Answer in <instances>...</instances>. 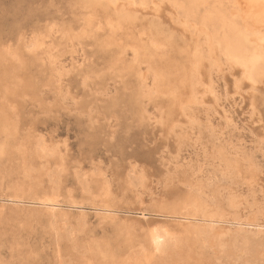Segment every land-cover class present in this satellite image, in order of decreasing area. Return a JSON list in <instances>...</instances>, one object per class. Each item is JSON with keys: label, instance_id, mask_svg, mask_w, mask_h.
Returning a JSON list of instances; mask_svg holds the SVG:
<instances>
[{"label": "rangeland", "instance_id": "374dc122", "mask_svg": "<svg viewBox=\"0 0 264 264\" xmlns=\"http://www.w3.org/2000/svg\"><path fill=\"white\" fill-rule=\"evenodd\" d=\"M160 5L127 4L149 23L104 47L111 37L103 19L87 23L90 15H75L71 0H0V122L8 123L0 130H10L0 131V149L9 145L0 151V264H98L93 255L105 248L124 258L155 226L199 228L200 237L157 264H264V66L263 78L245 80L211 49L215 42L209 49L203 32ZM199 50L201 102L168 121L170 96L157 73L168 65L165 80L190 89V58ZM38 145L55 152L42 155ZM187 194L208 209L171 214Z\"/></svg>", "mask_w": 264, "mask_h": 264}, {"label": "bare ground", "instance_id": "6f19581e", "mask_svg": "<svg viewBox=\"0 0 264 264\" xmlns=\"http://www.w3.org/2000/svg\"><path fill=\"white\" fill-rule=\"evenodd\" d=\"M122 1V3L120 2ZM162 2H167L171 8L174 9V11H176V17L179 19V17L183 18V23H186L188 25H190L192 27V29H195L196 32L197 31H201L203 32V35L201 34L200 36H203V38L205 39L207 45L211 42H215L216 45L214 44H209L211 47V49L217 47L219 53L224 57V59L226 61H231L234 64L238 65V67L240 68V73L242 72L243 78L247 81H252L254 83V80L259 79V77H257V79H255V75L263 68L264 66V61H262L260 58V56L256 53L258 51L261 50V46H264V0H107L104 4L99 5L96 4L95 2H93V0H71L72 6L73 8H75L74 10V14L75 15H81V14H88L90 15L89 17H87V23L91 24V18H95L96 21L97 19L100 18L103 19L104 22V26L107 29V31L109 32V35L111 37V39L109 40H104L103 44L104 47L108 46V44L111 43L112 40H114L116 38V36H120V38L125 39L126 41L128 39H126V36H130V39L134 37V35L138 32V30L141 29L142 27V22L144 20V22L146 21V23L148 22L144 17H140V12L139 14H137L136 12H138V8H141V10L143 9H151V8H158L160 5V3ZM127 4H133V6L137 7V10L128 8ZM127 6V7H125ZM132 6V7H133ZM163 6V5H162ZM168 6V5H166ZM130 7V6H129ZM166 8V7H165ZM169 10V9H168ZM171 10V9H170ZM148 12V11H147ZM156 12V11H155ZM143 14V12H142ZM100 15V16H99ZM147 15V14H146ZM153 15V14H152ZM97 16V17H96ZM99 16V17H98ZM175 17V18H176ZM174 18V16H173ZM152 20V19H151ZM177 20V19H176ZM182 20V19H181ZM102 21V20H101ZM156 21V20H155ZM179 24L181 21H178ZM149 23V22H148ZM154 23V22H153ZM83 25V24H82ZM158 25V24H157ZM181 25V24H180ZM140 26V28L136 31V27ZM162 26V25H161ZM188 27V26H187ZM92 28V27H91ZM189 28V27H188ZM155 29V27H154ZM159 29V28H158ZM105 30V29H104ZM143 31V30H142ZM178 31V30H177ZM182 31H188L186 27H184V29ZM162 32V31H161ZM152 33V32H151ZM154 33V32H153ZM156 33V32H155ZM175 34V32H173ZM144 34V33H143ZM179 34V33H178ZM181 34V33H180ZM196 34V33H195ZM147 35V34H146ZM186 35V34H185ZM149 36V35H148ZM150 36H152L150 34ZM162 36V35H161ZM160 36V37H161ZM180 36V35H179ZM188 36V34H187ZM38 37V36H37ZM155 37V36H154ZM193 37V36H191ZM143 38V37H142ZM159 38V36H158ZM164 38V37H163ZM107 39V38H106ZM165 39V38H164ZM177 39V38H176ZM184 39V38H183ZM187 38H185L186 40ZM191 39V38H190ZM200 39L202 40V38L200 37ZM44 40V39H43ZM118 40V39H117ZM134 40V39H133ZM189 40V39H188ZM140 39L138 37H136L135 42H139ZM164 41V40H163ZM181 41V40H180ZM148 42V41H147ZM192 42V41H191ZM250 42L256 43V45L260 46V49L251 51L250 48H254V47L249 44ZM30 43V42H29ZM132 43V42H131ZM153 43V42H152ZM174 43V41H173ZM36 44V43H35ZM128 44V43H127ZM130 44V43H129ZM182 44V43H181ZM180 44V45H181ZM43 45V44H42ZM143 45V44H142ZM188 45V44H187ZM201 45V44H200ZM208 45V46H209ZM27 46V45H26ZM150 46V45H149ZM154 46V45H152ZM163 46V45H162ZM168 46V45H166ZM207 46V47H208ZM209 46V49H210ZM35 47V46H33ZM103 46H101L102 48ZM109 47V46H108ZM172 47V46H171ZM183 47L185 48V46L183 45ZM206 47V48H207ZM31 48V46H30ZM139 48V47H138ZM190 48V47H189ZM201 48V47H200ZM204 48V46H203ZM263 48V47H262ZM8 49V48H7ZM6 49V50H7ZM133 49V48H132ZM137 49V48H136ZM156 49V45L154 50ZM162 49V47H161ZM172 49V48H171ZM178 49V48H177ZM195 49V47H194ZM138 50V49H137ZM140 50V49H139ZM142 50V49H141ZM152 50V49H151ZM166 50V49H165ZM201 50V49H200ZM200 50L199 51H195L192 53V56L190 58L192 65L190 68V74L188 73V79L190 78L191 82L188 83V85L190 84V89L185 88L186 90H179L176 87L174 88V86H171L170 81L165 80L167 77V71H168V65L164 66V70H162V72L160 74L159 71L157 73V75H160V79H162V81H165L163 90L167 93H169L170 96V110H169V119L168 121H173L174 119V115H175V110H180L181 113L188 115L191 114L192 112V108H195L194 104H200V98L199 94H197L195 91V87L197 83L201 82L200 79V74H201V70L204 68V60L201 59V55H200ZM205 50V49H204ZM264 50V49H263ZM261 50V52L263 51ZM2 51V50H1ZM126 51V50H125ZM133 51V50H132ZM131 51V52H132ZM148 51V50H147ZM156 51V50H155ZM206 51V50H205ZM209 51V50H208ZM217 51V50H215ZM214 51V52H215ZM49 52V51H48ZM142 52V51H141ZM171 52V51H170ZM186 52V51H185ZM211 51H209L210 53ZM213 52V51H212ZM213 52V53H214ZM8 53V52H7ZM145 53V52H144ZM155 53H160V51L155 52ZM153 52V54H155ZM163 53V52H162ZM205 53V52H204ZM207 53V55L209 54ZM212 53V54H213ZM216 53V52H215ZM146 54H148L146 52ZM262 54V53H261ZM260 54V55H261ZM136 55V54H135ZM139 55V54H138ZM156 55V54H155ZM158 55V54H157ZM211 55V54H210ZM209 55V56H210ZM1 56V55H0ZM50 56V55H49ZM154 56V55H153ZM152 56V58H153ZM189 56V55H188ZM204 58V55H202ZM213 56V55H212ZM216 56V55H215ZM213 56V57H215ZM52 57V56H51ZM138 57V56H137ZM143 57V56H142ZM170 57V54H169ZM207 57V56H206ZM212 57V59H213ZM221 57V56H220ZM219 57V58H220ZM260 57V58H259ZM156 56L154 57V60L156 61L157 59H155ZM172 58V57H171ZM216 58V57H215ZM214 58V59H215ZM218 58V57H217ZM182 59V58H181ZM189 59V58H188ZM206 59V58H205ZM148 60V59H147ZM159 60V59H158ZM173 60V59H172ZM203 60V61H202ZM207 60V59H206ZM205 60V61H206ZM211 60V57H210ZM165 61V60H164ZM163 61V62H164ZM168 61V60H167ZM214 61V60H213ZM216 61V60H215ZM120 62V61H119ZM131 62V61H130ZM157 62V61H156ZM209 62V61H208ZM220 62V61H219ZM263 62V63H262ZM154 63V62H153ZM223 63V62H222ZM112 64V63H111ZM139 64V63H137ZM141 64V63H140ZM145 64V63H144ZM155 64V63H154ZM152 64V65H154ZM164 64V63H163ZM176 64V63H175ZM191 64V63H190ZM218 64V62H217ZM220 64V63H219ZM229 64V63H228ZM227 64V65H228ZM232 64V63H231ZM214 65H216V63H214ZM223 64H220V66ZM226 65V66H227ZM137 66V65H136ZM158 66V65H157ZM218 66V65H217ZM218 66V68L220 67ZM232 66V65H230ZM229 66V67H230ZM153 67V66H152ZM228 67V68H229ZM133 68V67H132ZM146 68V67H145ZM216 68V66H215ZM233 68V67H232ZM127 69V68H126ZM129 69V68H128ZM231 69V68H230ZM236 69V68H234ZM131 70V68H130ZM129 70V71H130ZM136 70V69H135ZM145 70V69H144ZM173 70V69H172ZM239 70V69H238ZM264 70V68H263ZM111 71V70H109ZM128 71V72H129ZM10 72V71H9ZM177 72V71H176ZM145 73V72H144ZM173 73V72H172ZM178 73V72H177ZM264 73V72H263ZM263 73L261 74L259 72V74L261 75V77L263 78ZM10 74V73H9ZM146 74V73H145ZM144 74V75H145ZM152 74V73H151ZM176 74V73H174ZM185 74V73H184ZM186 75V74H185ZM209 75V74H208ZM258 75V74H257ZM256 75V76H257ZM7 76V74H6ZM5 76V77H6ZM12 76V75H11ZM142 76V75H141ZM153 76V75H152ZM155 77V75L153 76ZM158 77V76H157ZM157 77L155 78L157 80ZM212 77V76H211ZM241 77V74L240 76ZM12 78V77H11ZM145 77H142L141 79H144ZM147 78V77H146ZM186 78V77H185ZM5 79V78H3ZM237 79V78H236ZM239 79V78H238ZM237 79V80H238ZM242 79V80H244ZM261 79V78H260ZM2 80V79H1ZM242 80H238V82H241ZM264 80V78H263ZM262 80V82H264ZM121 81V80H120ZM154 81V79H153ZM167 81V82H166ZM173 81V80H172ZM188 81V80H187ZM246 81V82H247ZM11 82V80L9 81ZM155 82V81H154ZM157 82V81H156ZM237 82V81H236ZM245 82V81H243ZM150 83V82H149ZM160 83V82H159ZM207 83V81H206ZM251 84L255 85V84ZM258 83H261L260 80ZM158 84V83H157ZM162 84V86H163ZM201 84V83H200ZM203 84V83H202ZM247 84V83H246ZM246 84L244 86H246ZM248 84H250L248 82ZM141 85V84H140ZM183 85V84H182ZM207 85V84H206ZM240 85V84H239ZM242 85V84H241ZM146 86V85H145ZM199 86V85H198ZM205 86V85H204ZM250 85H248L247 87H249ZM14 87V86H13ZM203 87V86H202ZM237 87V85H236ZM254 87V86H253ZM257 87V84H256ZM254 87V88H256ZM200 88V86H199ZM204 88H208V87H204ZM238 88H240V86H238ZM237 88V89H238ZM251 88V87H250ZM262 88V87H261ZM260 88V89H261ZM142 89V88H141ZM145 89V88H144ZM211 89V88H210ZM241 89V88H240ZM238 89V90H240ZM209 90V89H208ZM237 90V91H238ZM146 91V90H145ZM203 91V90H202ZM255 91V90H254ZM7 93V91H5ZM251 92V91H250ZM259 92V91H258ZM140 93V92H139ZM204 93V92H203ZM197 94V95H196ZM202 94V93H200ZM4 95V94H3ZM11 96V95H10ZM154 96V95H153ZM3 97V96H2ZM9 97V96H8ZM148 97V96H147ZM155 97V96H154ZM201 97V96H200ZM8 99V98H7ZM253 99V98H252ZM253 102V101H252ZM203 103V102H202ZM205 104V103H204ZM194 105V107H193ZM197 107V106H196ZM164 109V107H163ZM169 109V108H168ZM167 109V110H168ZM5 112V111H3ZM156 112V111H155ZM194 114V113H193ZM146 115V114H145ZM184 115V116H185ZM7 116V115H5ZM162 116V115H161ZM159 117V116H158ZM178 117V116H177ZM183 117V116H182ZM187 117V116H186ZM5 118V117H4ZM7 118V117H6ZM6 118L4 119L6 122ZM192 118V117H191ZM1 119V118H0ZM157 119V118H156ZM195 119V118H193ZM149 120V119H148ZM153 120V118H152ZM159 120V118H158ZM3 121V119H2ZM10 121V120H8ZM162 121V120H161ZM191 120H189L190 123ZM193 121V120H192ZM191 121V122H192ZM158 122V121H157ZM3 126V124H5V122H0ZM13 123V122H12ZM153 123V122H152ZM179 123V122H178ZM0 124V126H1ZM173 124V123H172ZM192 124V123H191ZM8 125V123H6V126ZM11 125V124H10ZM9 125V126H10ZM5 126V125H4ZM4 126L2 128H4ZM5 126V127H6ZM8 126V127H9ZM14 126V125H13ZM12 126V129L13 128ZM177 126V125H176ZM175 126V127H176ZM11 127V126H10ZM1 128V129H2ZM173 128V127H172ZM171 128V129H172ZM6 130V128L4 129ZM4 130H0L1 133L4 132ZM3 131V132H2ZM14 131V130H13ZM12 131V132H13ZM16 131V130H15ZM174 131V130H173ZM8 134L10 133V130L7 131ZM5 132V133H6ZM7 134V133H6ZM14 134V133H13ZM11 134V135H13ZM10 135V134H9ZM7 137H9L7 135ZM6 137V138H7ZM5 139V138H4ZM3 139V140H4ZM11 139V138H10ZM13 139V138H12ZM10 141H13V140ZM14 142V141H13ZM3 146L5 145L6 148L8 145V142L5 144L4 142H2ZM10 144V143H9ZM43 144H41L42 146ZM2 147V150L0 149V151L4 152V148ZM40 145H38L40 152H42V155H44L45 153L47 154V152H55L53 149H48L45 146L41 147ZM54 147V146H53ZM13 151V150H12ZM1 152V153H2ZM8 152V151H7ZM9 154V153H8ZM228 162V161H227ZM59 163V161H58ZM61 164V163H60ZM58 165V164H57ZM60 166V165H58ZM252 168V167H251ZM251 170V169H250ZM254 172V171H253ZM248 173V172H247ZM91 176V174H90ZM253 176V175H252ZM256 176V175H255ZM249 179V177H248ZM255 179V178H253ZM84 180V179H83ZM140 180V179H139ZM251 180V179H250ZM196 182V181H195ZM197 185V184H196ZM105 187V186H104ZM107 187V186H106ZM191 187V186H190ZM199 187V186H198ZM195 188V187H194ZM200 188V187H199ZM107 189V188H106ZM108 191V190H107ZM106 192V191H105ZM189 192V191H187ZM197 192V191H196ZM40 193V192H39ZM191 193V192H190ZM194 193V192H192ZM201 193V192H200ZM46 195V194H45ZM105 195V194H104ZM200 195V194H198ZM202 195V193H201ZM183 196V195H181ZM181 198V197H178ZM230 198V197H229ZM48 199V198H47ZM51 199V198H50ZM202 199V198H201ZM235 199V197H234ZM44 200V199H43ZM175 200V199H174ZM232 201L229 200V202ZM235 201V200H234ZM205 202V200L203 201ZM45 204V203H44ZM51 204V202L49 203ZM175 207L172 204V209L170 208V213L173 214L177 213L179 210H185L184 208L186 207H195L198 208L204 204H201V202L199 201V199L193 195H185L183 196L181 199H178L177 202L174 203ZM207 204V203H205ZM205 204H204V208H205ZM48 205V203H47ZM105 205V204H104ZM238 205V204H237ZM46 206V205H45ZM105 207V206H103ZM109 207V206H107ZM208 207V205H207ZM206 207V208H207ZM231 207V206H230ZM235 207V205H234ZM202 208V209H204ZM205 208V209H206ZM52 209V208H51ZM105 209V208H104ZM109 209V208H108ZM208 209V208H207ZM162 210V209H161ZM169 210V209H168ZM166 210V211H168ZM188 210V209H187ZM186 210V212H187ZM190 210V209H189ZM188 210V211H189ZM214 210V209H213ZM143 211V210H142ZM159 211V210H158ZM193 211V210H191ZM202 211V210H201ZM206 211V210H205ZM50 212V210H49ZM114 212V211H113ZM144 212V211H143ZM157 212V211H156ZM160 212V211H159ZM182 212V211H181ZM194 212L195 211L194 209ZM203 212V211H202ZM207 212V211H206ZM158 213V212H157ZM180 213V212H178ZM208 213V212H207ZM212 213V211H211ZM220 213V212H219ZM142 214V213H141ZM165 214V212H164ZM170 214V215H171ZM181 214V213H180ZM191 214H196V213H191ZM190 214V215H191ZM213 214V213H212ZM178 215V214H177ZM198 215V214H197ZM203 215V214H202ZM201 215V217H202ZM204 215H206L204 213ZM105 216V215H104ZM129 216V215H128ZM181 216V215H180ZM179 216V217H180ZM192 216V215H191ZM190 216V217H191ZM194 216V215H193ZM209 216V215H208ZM218 216V215H217ZM112 217V216H111ZM115 217V216H114ZM137 217V216H136ZM158 217V216H157ZM178 217V218H179ZM199 217V216H197ZM200 217V218H201ZM214 217L211 216V218ZM219 217V216H218ZM171 218V217H170ZM176 218V217H175ZM185 218V216H184ZM189 218V217H188ZM211 218L209 220H211ZM216 218V217H215ZM224 218V216H223ZM222 218V220H223ZM116 219V218H115ZM190 219V218H189ZM194 219V218H193ZM197 219V218H196ZM208 219V217H207ZM226 219V218H225ZM168 220V219H167ZM170 220V219H169ZM178 220V219H177ZM188 220V219H187ZM202 220V218L200 219ZM176 221V220H175ZM174 221V223H175ZM184 222V220H182ZM192 221V220H191ZM190 221V222H191ZM199 221V220H198ZM206 221V220H205ZM212 221V220H211ZM220 221V220H219ZM250 221V219L248 220ZM253 221V219H252ZM187 222V221H186ZM185 222V223H186ZM189 222V221H188ZM187 222V223H188ZM208 222V221H207ZM215 222V219L214 221ZM224 222V221H223ZM226 222V220H225ZM125 223V222H124ZM178 224V221L176 222ZM179 223H182L181 221ZM194 223V222H193ZM210 223V222H209ZM222 223V222H221ZM220 223V224H221ZM246 223V222H245ZM115 224V223H114ZM169 224V223H168ZM176 224V225H177ZM204 224V222H203ZM208 224V223H207ZM206 224V225H207ZM142 225V224H141ZM160 224H158L159 226ZM182 225H184L182 223ZM196 225V224H195ZM215 225V224H214ZM150 226V225H149ZM168 226V225H167ZM171 226V225H170ZM194 226V225H192ZM205 226V225H204ZM203 226V227H204ZM209 226V225H208ZM207 226V227H208ZM212 223H211V227H212ZM218 226V225H217ZM120 227V226H119ZM181 227V226H180ZM202 227V226H200ZM202 227V228H203ZM216 226H214L215 228ZM122 228V227H121ZM164 228V227H162ZM162 228L159 227H152L150 229H148L146 232L141 233L139 235V237H137L138 241H139V245L140 248H138L137 251L136 248L132 249L134 251L127 254L126 257H121L120 255H114L109 251V248H105L106 250H102L98 255H93V260H97L98 264H157L158 261H162L161 260V256H167L169 251L173 252V251H177V250H184V248L187 247L190 248L192 247V245L197 242V239L200 238L198 237V233H199V228L198 230H194V229H190L188 227H185L184 229H182L180 232H174V231H167V230H163ZM195 228V227H194ZM201 228L202 231H204ZM209 228V227H208ZM219 228H221V226L219 225ZM146 229V228H145ZM169 229V228H168ZM197 229V228H196ZM126 230V229H125ZM129 230V229H128ZM142 230V229H141ZM220 230V229H219ZM129 232V231H128ZM128 232H126L128 234ZM205 233V232H204ZM218 233V232H217ZM134 234V233H133ZM220 234V232H219ZM129 235V234H128ZM127 238L128 241L131 243L130 240H132L133 238L131 236H128ZM135 235V234H134ZM200 235V234H199ZM220 235H224V233ZM210 236V235H209ZM219 236V235H218ZM136 239V240H137ZM211 239V238H210ZM201 240V239H200ZM206 240V239H205ZM199 241V239H198ZM208 241V239L206 240ZM215 242V240H213ZM133 242V240H132ZM202 242V241H201ZM200 243V242H199ZM213 243V242H212ZM208 244V243H207ZM128 245V244H127ZM210 245V244H209ZM134 246V245H133ZM196 246V245H195ZM214 246V245H212ZM131 247V244L130 246ZM208 247V246H207ZM210 247V246H209ZM97 248V247H96ZM126 249V248H125ZM95 250V249H94ZM99 250V247H98ZM128 250V251H130ZM200 250V249H199ZM97 251V249H96ZM120 250H118L119 252ZM126 251V250H125ZM186 251V250H184ZM179 252V251H178ZM203 252V251H202ZM122 253V252H121ZM188 253H192V251H188ZM200 255L202 256L201 252H199ZM182 254V253H181ZM181 254L180 258H181ZM195 254V253H194ZM175 255V254H173ZM184 255V254H183ZM199 256V255H198ZM197 256V257H198ZM204 256V255H203ZM264 256V255H263ZM179 258V257H178ZM179 258V259H180ZM89 259V258H88ZM92 259V258H91ZM89 259V260H91ZM163 259V258H162ZM165 259V257H164ZM185 259V258H184ZM183 259V260H184ZM167 260V259H166ZM173 260V259H172ZM182 260V259H181ZM164 261V260H163ZM162 261V262H163ZM187 261V260H185ZM200 261V260H199ZM165 262V261H164ZM180 262V261H179ZM189 262V261H188ZM89 263V262H88ZM169 263V262H168ZM182 263V261H181ZM186 263V262H185ZM164 264V263H163ZM167 264V263H166ZM179 264V263H178ZM184 264V263H183ZM187 264V263H186ZM193 264V263H192Z\"/></svg>", "mask_w": 264, "mask_h": 264}]
</instances>
